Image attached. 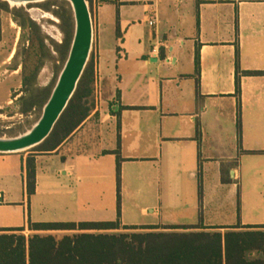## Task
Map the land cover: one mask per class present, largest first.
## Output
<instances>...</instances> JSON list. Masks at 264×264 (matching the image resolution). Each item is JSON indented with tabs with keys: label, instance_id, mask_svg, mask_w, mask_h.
I'll return each mask as SVG.
<instances>
[{
	"label": "crops",
	"instance_id": "obj_1",
	"mask_svg": "<svg viewBox=\"0 0 264 264\" xmlns=\"http://www.w3.org/2000/svg\"><path fill=\"white\" fill-rule=\"evenodd\" d=\"M95 20L91 58L99 101L55 149L0 153V235L61 236L82 231L31 224L115 221L118 156L120 225L264 232V217L237 225L197 223L204 193L201 203L199 195L190 203L188 223L162 210L161 201L181 199L177 182L200 174L230 191L243 177L258 182L257 167L264 164V0H100ZM14 55L0 47V83L9 81L0 109L24 96L19 64L9 66ZM239 151L247 154L237 162ZM29 155L36 177L30 196Z\"/></svg>",
	"mask_w": 264,
	"mask_h": 264
},
{
	"label": "trees",
	"instance_id": "obj_2",
	"mask_svg": "<svg viewBox=\"0 0 264 264\" xmlns=\"http://www.w3.org/2000/svg\"><path fill=\"white\" fill-rule=\"evenodd\" d=\"M89 1V0H87ZM67 5V4H64ZM0 11L11 15L20 27L37 30L36 24L21 8L10 9L0 1ZM65 34L55 50L66 58L73 34L72 13L66 6L57 14ZM44 47V43L41 42ZM16 55V54H15ZM14 55V57H15ZM13 57V58H14ZM42 66L40 62L29 75H23V91L19 99L20 113L41 107L49 96V89L37 85ZM94 64L92 58L78 82L67 107L50 135L34 151H50L68 138L92 113ZM240 136V122L237 120ZM117 153V152H116ZM120 161L117 158V219L111 222H54L33 223L38 230H79L77 234L0 235V264H264V232L195 230L200 226H122L119 223ZM26 193L34 194L36 187L35 160L26 159ZM161 228V229H160ZM160 229V230H159ZM21 231L23 228H16ZM108 230H128V233H108ZM96 231V232H94ZM256 252L260 258H247Z\"/></svg>",
	"mask_w": 264,
	"mask_h": 264
},
{
	"label": "rangeland",
	"instance_id": "obj_3",
	"mask_svg": "<svg viewBox=\"0 0 264 264\" xmlns=\"http://www.w3.org/2000/svg\"><path fill=\"white\" fill-rule=\"evenodd\" d=\"M8 6L10 9L15 7L10 6L9 4ZM62 6H66L71 10L68 2L63 0H45L15 7H22L25 10L29 18L36 24L37 30H34L27 25L25 27H20L13 19L12 21L9 20V13L4 11L2 14L0 13L3 18L2 20L0 17V47L5 50V52H10L14 49L16 54L15 57L11 59L9 66L13 67L19 64V77L21 79L24 74H31L36 66L42 62L36 83L42 87H47L49 93L51 92L66 59H63L54 48V44H61L65 37V34L62 31V20H60L57 15L61 11ZM41 42L44 43V47L41 46ZM92 55L90 54V58ZM8 84L9 81L0 83V97ZM25 91L23 94L27 95V92ZM42 106L35 107L25 113L19 112V109L21 108L19 103L10 104L1 108L0 137L16 136L30 129L39 118ZM33 151L34 150L30 149L25 152L30 153ZM244 154H247V152L239 151L235 156L236 160L234 161L240 162L242 155ZM223 161L224 160H222V163H224ZM247 162L248 161H246V163ZM225 165L226 163L223 164V167H225ZM210 167L211 165H206L205 170L207 171ZM249 168L255 169L251 166H249ZM244 169L249 170L248 165H245ZM257 169L261 172L259 173L260 176L258 177L257 183L249 180L246 182L245 177H243L242 182L239 181L237 183L238 189L236 190L234 188L233 191L229 190L230 185H222L208 174L204 176L202 180L201 174L197 178L192 177L190 179L191 181L188 180L189 178H182L181 182H177V186L183 187V191L181 192V189L178 188V191L176 192L178 194L180 192L182 193L181 199L166 200L163 198L161 200L163 206L162 210L165 208L167 213L171 212L170 215L174 216L179 223H182V221L188 223L189 221H192V215L189 212L190 203L197 201V195L200 196L198 201L201 203V195L204 193L205 196H207V199H204V205H202L203 208L201 207L199 210V216L196 215L195 220L197 223L200 222L207 225H229L234 222L235 225H237L243 218L246 220L250 218H262L264 217V164L259 165ZM213 193L215 197L208 199V195ZM126 202L127 201L124 200V203ZM131 203L136 204L137 200L131 201ZM178 207L181 208L176 209ZM182 208H184L185 215L178 216L177 213L180 212ZM150 211L151 208L149 209V212ZM128 232L130 231L120 230L115 233ZM246 256L247 258H255L261 257L262 255L257 253H247Z\"/></svg>",
	"mask_w": 264,
	"mask_h": 264
},
{
	"label": "water",
	"instance_id": "obj_4",
	"mask_svg": "<svg viewBox=\"0 0 264 264\" xmlns=\"http://www.w3.org/2000/svg\"><path fill=\"white\" fill-rule=\"evenodd\" d=\"M20 7L45 0H2ZM68 2L73 17V34L63 66L42 111L32 127L12 137H0V153L25 152L41 144L51 133L56 122L72 98L86 68L93 45L94 29L87 0Z\"/></svg>",
	"mask_w": 264,
	"mask_h": 264
},
{
	"label": "built area",
	"instance_id": "obj_5",
	"mask_svg": "<svg viewBox=\"0 0 264 264\" xmlns=\"http://www.w3.org/2000/svg\"><path fill=\"white\" fill-rule=\"evenodd\" d=\"M99 2H100V0H94L92 4L88 3L89 4L90 13H91V17H92V22H93V29H94L95 22H96L95 15H96V10H97V7L99 5ZM148 24L149 25H153L154 24V20H149ZM93 51H94V49H93V45H92L91 55H92ZM93 96H94V103L97 104L98 101H99V98H100V85H99L97 79L93 83Z\"/></svg>",
	"mask_w": 264,
	"mask_h": 264
}]
</instances>
